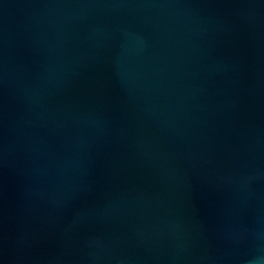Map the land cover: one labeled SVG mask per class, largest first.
<instances>
[{
  "label": "water",
  "instance_id": "1",
  "mask_svg": "<svg viewBox=\"0 0 264 264\" xmlns=\"http://www.w3.org/2000/svg\"><path fill=\"white\" fill-rule=\"evenodd\" d=\"M0 264H264V0H0Z\"/></svg>",
  "mask_w": 264,
  "mask_h": 264
}]
</instances>
